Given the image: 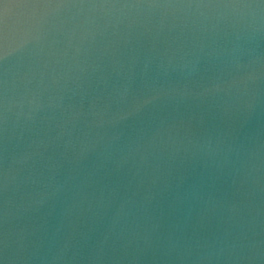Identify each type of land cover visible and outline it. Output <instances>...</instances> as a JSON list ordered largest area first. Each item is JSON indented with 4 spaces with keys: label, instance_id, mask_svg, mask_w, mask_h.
<instances>
[{
    "label": "clouds",
    "instance_id": "obj_1",
    "mask_svg": "<svg viewBox=\"0 0 264 264\" xmlns=\"http://www.w3.org/2000/svg\"><path fill=\"white\" fill-rule=\"evenodd\" d=\"M0 264H264V0H0Z\"/></svg>",
    "mask_w": 264,
    "mask_h": 264
}]
</instances>
